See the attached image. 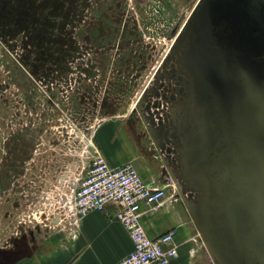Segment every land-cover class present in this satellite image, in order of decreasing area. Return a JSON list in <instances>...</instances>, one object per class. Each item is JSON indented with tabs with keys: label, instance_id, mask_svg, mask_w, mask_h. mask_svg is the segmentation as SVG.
Returning a JSON list of instances; mask_svg holds the SVG:
<instances>
[{
	"label": "rangeland",
	"instance_id": "rangeland-1",
	"mask_svg": "<svg viewBox=\"0 0 264 264\" xmlns=\"http://www.w3.org/2000/svg\"><path fill=\"white\" fill-rule=\"evenodd\" d=\"M149 1L0 0V264L23 255L43 235L29 222L33 207H25L30 198L40 204L45 192L56 195L60 173L87 166L94 126L117 114L122 102L147 96L156 82L160 93L151 99L152 109L164 121L154 123L176 129L160 138L176 158L181 196L193 202L213 240L237 244L232 215L206 204H212L204 201L209 190L198 180L223 175L213 159L230 149L216 148L213 134L210 161L203 163L201 174L199 166L186 171L201 159L198 142L191 159L180 160L186 139L198 133L202 122L188 117L190 82L181 54L170 58L171 42L162 46L173 23L178 21L180 29L186 14L180 16L178 5ZM209 187L210 198L221 203L214 185Z\"/></svg>",
	"mask_w": 264,
	"mask_h": 264
},
{
	"label": "flooded vegetation",
	"instance_id": "flooded-vegetation-1",
	"mask_svg": "<svg viewBox=\"0 0 264 264\" xmlns=\"http://www.w3.org/2000/svg\"><path fill=\"white\" fill-rule=\"evenodd\" d=\"M199 1L190 9L182 27L173 29V32L171 31L169 34L170 37L177 33L170 58L181 54L183 66L190 82L191 111H189L188 117L191 120L193 118L200 119L202 122L198 133L191 134L186 139L183 159L180 160L186 162V156L191 159L188 149L193 147L194 141L198 142L197 147L207 148L209 135L213 134L215 135L211 142L217 140L216 148H221V151L225 148L230 149V151L225 152L224 150L218 154L217 159L219 167L224 171L223 175L218 178L220 186L218 197L221 201L219 205L222 207L221 210L232 215V230L238 235L237 244L231 248L241 255L243 254L242 246L248 242L249 257L254 260L255 264H264V216L253 218L248 214L247 208L253 203L256 204L258 199L255 193L252 194L249 183L244 177V175L257 173L261 169V165L254 156L250 155L235 160L230 158V155H239L246 147L237 138L227 136L219 128L223 112L210 102L213 88L217 89V91H213L215 94L218 92L230 94L238 89H236V85L239 84L235 77L242 73L241 65L264 64V0H210L202 15L193 19ZM184 34L185 37L180 47L174 50ZM196 45L197 47H195ZM186 52L190 53L187 65L184 61ZM137 85H143V82ZM156 85H161V83H153L149 89L150 92L146 93L147 96L140 97L132 103L130 101L122 102L117 114L123 111L122 115H127L129 119H135L141 124L142 130L146 134L155 132L160 137L163 135L168 138L176 129L172 125L165 126L154 123L155 120L161 121V123L164 121L162 116L152 109L154 101L151 99H154L155 92L160 93ZM245 89L252 94L260 92L257 87L249 86ZM195 111L199 114H196ZM249 116V119L255 118L256 109ZM151 143L154 149L161 152L167 151L164 149L167 145L164 138ZM168 145L177 147V144L170 143ZM175 159L172 155L167 161L173 168L177 164ZM236 183L238 184L236 185ZM201 226L203 227V225Z\"/></svg>",
	"mask_w": 264,
	"mask_h": 264
},
{
	"label": "crops",
	"instance_id": "crops-1",
	"mask_svg": "<svg viewBox=\"0 0 264 264\" xmlns=\"http://www.w3.org/2000/svg\"><path fill=\"white\" fill-rule=\"evenodd\" d=\"M198 1L149 2L158 5L168 2L172 8L178 5L180 16L183 14L187 16ZM166 19L167 25H170L169 13ZM177 25L178 21L174 22L169 29L170 32H173ZM90 138L93 146L110 166L132 164L146 185H161L168 176L176 180L177 172L167 162L173 153L164 151L159 155L151 143L159 140L160 135L155 132L146 134L141 124L135 119H129L127 115L115 114L101 120L94 126ZM64 172L58 175L57 183ZM68 180L70 184H74L72 176H69ZM180 188L179 192L182 193L183 190ZM30 199V204L25 208L30 209L35 205L32 198ZM184 201H187L189 208L201 222L193 202L182 197L180 193L176 200H163L154 210H148L143 206L141 210V223L150 238L155 239L170 229L175 230L174 244L178 255L171 264H255L248 254L240 255L230 246L226 247L215 240L218 259H212L199 238ZM117 210L118 206L110 203L104 211H91L74 225L40 228L43 234L41 239L32 247H28V251L23 255L10 259L6 264H116L132 248L128 233L114 217ZM208 233L210 234L206 232Z\"/></svg>",
	"mask_w": 264,
	"mask_h": 264
},
{
	"label": "built area",
	"instance_id": "built-area-1",
	"mask_svg": "<svg viewBox=\"0 0 264 264\" xmlns=\"http://www.w3.org/2000/svg\"><path fill=\"white\" fill-rule=\"evenodd\" d=\"M176 35L165 37L167 42L162 48L170 42L172 47ZM88 144L87 166L78 173L65 171L61 174L56 195L50 196L45 192L40 198L45 202L33 206L29 220L32 227L74 225L91 211H104L112 203L118 206L114 217L122 224L132 243L131 250L116 264H171L178 255L174 244L175 230L150 238L140 218L142 206L154 210L163 200H176L178 181L168 176L161 185H146L132 164L110 166L92 142ZM69 176L73 177V185L68 180ZM41 206H51L53 211H45Z\"/></svg>",
	"mask_w": 264,
	"mask_h": 264
},
{
	"label": "water",
	"instance_id": "water-1",
	"mask_svg": "<svg viewBox=\"0 0 264 264\" xmlns=\"http://www.w3.org/2000/svg\"><path fill=\"white\" fill-rule=\"evenodd\" d=\"M209 2L210 0L199 1L193 19H197L202 15V12ZM184 37L185 34L181 36L174 50L180 47L182 41L184 40ZM195 47H197V45ZM189 54V52H186V55H184V61L186 65L189 63ZM241 68L242 73L239 76L235 77L236 82L239 84L236 85V89H238L234 92H231L230 94H220L219 92L215 94L214 92L217 91V89L215 90V88H213L212 90L214 92H212L214 94L211 92L210 102L213 103L217 109L223 112V117L220 120L219 128L227 136L237 138L246 147V149L240 152L239 155L233 154L230 155V158L232 160H235L245 155H250L254 156L260 162L261 169L257 173L244 175L247 182L249 183L252 194L255 193L258 199V202L256 201V204L253 203L252 206H249L247 208V212L251 217L258 218L259 216H264V64L257 63L256 65H254L250 63L241 65ZM249 86L257 87L260 92L258 94L250 93L245 89V87ZM254 109H256V116L253 119H249V115L252 114ZM119 114L122 115L123 111H120ZM192 150L193 148L188 149L190 153L189 156H191ZM208 151V147L203 149L201 159H196V163L191 164V169L188 168V170L186 171L191 173L194 167L199 166L198 172L199 174H201L203 163L208 164V161H210V159H208ZM181 154H183V150L181 151ZM188 158L189 157L186 156L185 163L188 162ZM217 161L219 163L217 157L214 156L213 164L215 165ZM198 180L199 182H204V186L207 187L209 191H212L213 188H210L209 186L213 184L214 192L218 194L220 189H218V179L214 181H208L207 179L203 178ZM209 191L206 194L204 201L209 200V202H212V204L207 203L206 201L207 205L209 204L213 207H217L219 204L215 203L216 198H210ZM179 193L181 194V192ZM217 199H219V197ZM184 202L188 207L187 209L190 218L199 234L200 240L204 244L207 253L212 259H218L217 250L214 246V240L212 236L209 233L206 234L208 230L203 229V227L201 226V222L198 221L194 212L189 208L187 201ZM225 244L226 243H224L223 245ZM225 246L227 247L229 245L226 244ZM248 247V242L246 243V245L242 246V251L243 249H245L246 252L243 253V255L248 254Z\"/></svg>",
	"mask_w": 264,
	"mask_h": 264
}]
</instances>
